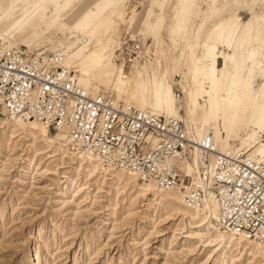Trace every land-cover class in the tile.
Returning a JSON list of instances; mask_svg holds the SVG:
<instances>
[{
    "label": "rangeland",
    "instance_id": "374dc122",
    "mask_svg": "<svg viewBox=\"0 0 264 264\" xmlns=\"http://www.w3.org/2000/svg\"><path fill=\"white\" fill-rule=\"evenodd\" d=\"M34 1L28 0L26 9ZM79 1L75 0V5ZM92 1L85 3L79 11ZM161 1L116 0L109 8L97 2V10L104 16L117 9L112 22L115 39L111 42L112 48L105 47L101 33L93 38L88 35L81 38L84 43L89 39L86 49L90 52L105 47L94 55L95 59L108 58L104 71L96 69L89 73V81L85 80L89 82L88 88L118 96V90L112 89V82L121 68L128 80H125V93L120 100L139 109L138 90L129 80L148 72L151 64L148 47L154 51L151 56L155 59L154 65H158V60L165 65L168 57L170 80L176 83L180 77L174 67L178 56L181 55L180 62H184L192 49L189 64L195 56L200 55L203 59L205 51L198 45L203 41V32L212 28L213 20L221 22L220 14L230 7L229 19H241L238 13L244 10L249 14L248 5L253 3V0H217L209 6L207 0H165L167 5L162 10ZM261 9L259 7L258 11ZM155 14L165 16V20L161 30L148 36L146 22ZM240 15L244 19L242 22L251 18L243 12ZM118 30L120 39L116 38ZM131 34L142 36L144 58L125 64L116 62L120 42ZM194 35L199 37L192 44L193 49L189 39ZM54 39L52 35L33 33L28 38L18 37V46L14 47L23 46L34 53L42 49L51 53L63 52L67 42ZM162 41L167 42L169 56L167 52L157 53L154 48ZM0 45L7 47L9 42H3L0 37ZM226 54L232 55V52ZM79 55L76 54L74 60L77 61ZM244 62L242 59L237 65L230 63L226 85L238 82ZM224 64V59H220L218 66ZM71 69L75 71L73 65ZM251 83L256 90L261 80L256 78ZM152 112L175 115L167 104ZM234 115L231 109H226L220 118L210 123L219 137L216 142L223 153L242 149V143H247L244 141L247 134L257 130L256 124L264 115V98L260 99L248 128L233 130L229 121L240 122ZM4 119L0 117V264H264L262 258L250 255L249 250L240 245L218 246L214 231L196 228L200 220L183 216L168 204L158 206L152 201V195L143 197L133 186L125 187L110 177H90L76 160L65 158L36 131L23 134L4 125ZM204 126L205 114L199 110L195 127L204 129L207 134L208 125ZM261 143L258 141L256 148ZM188 169L196 175L193 164Z\"/></svg>",
    "mask_w": 264,
    "mask_h": 264
},
{
    "label": "bare ground",
    "instance_id": "6f19581e",
    "mask_svg": "<svg viewBox=\"0 0 264 264\" xmlns=\"http://www.w3.org/2000/svg\"><path fill=\"white\" fill-rule=\"evenodd\" d=\"M88 1L80 0L75 5V0H35L33 5L26 9L28 0H18L14 3H11L12 0H0V37L3 38V42H9V45L4 48H14L18 43V37L28 38L33 33L52 35L61 42H67V45L63 47V53L65 54L63 65L67 68H72V65L75 67V71L79 74V76L77 75L79 84L83 88L92 94L100 93L88 88L89 82L87 81H89L90 72L93 73L96 69L104 71V68L108 66L106 65L107 57L95 59L94 55L107 46L113 48L111 42L115 39V36L112 22L116 16L117 9L104 16L103 13L98 12L96 4L100 1L103 6L109 8L114 5L116 0H93L80 12V8ZM216 2L217 0H207L209 6ZM159 5L163 10L166 8L167 1L162 0ZM259 7L262 8L260 11H258ZM248 9L251 18L247 22H242L238 17L229 19L232 7L227 11H222L219 17L221 22L216 23L218 19L213 20L212 28L203 32L201 36L203 41L198 45L200 49L203 48L205 51L204 58L202 59L200 55L195 56L191 64H189L192 49L187 54L185 63L183 61L180 62L182 56H178L174 67L176 74H179L180 77L176 83L170 80V60H168V57L165 65L162 60H158L157 66L154 65L153 61L155 59L151 58L154 51L147 46L148 57L151 60L148 72L146 74L139 73L136 78L129 80L132 83L131 85H134L138 90L141 103L139 109L143 111L151 109L154 111L167 104L169 111H172L175 115L163 112H149L166 118H179L178 116H180L186 122L189 132L194 135V140L205 135L204 129L201 130L195 127L198 111L202 110L205 114L204 127L208 125L207 134L213 137L216 152L223 153L219 150L216 142L219 137L210 123L214 119L220 118L222 113L226 112V109H231L235 114L234 116L240 119L237 124L230 120L231 128L233 130L248 128L254 114L258 110L260 99L264 98V0H253V3L248 5ZM164 20L165 16H160V14L150 17L146 22V34L148 36L155 35L158 30L162 29ZM100 33L104 43H106L105 47H98L93 52L88 51L86 48L89 39L84 43L81 38L85 35L93 38ZM118 34L119 30L116 38L120 39ZM57 35H60V37L57 38ZM131 35V37H139L144 50L142 36H139V34ZM198 37V35H194L189 39L191 45L195 44ZM57 44L59 45V42ZM166 44V41H162V43L154 47L157 53L167 52L166 55L169 56ZM77 51L80 55L76 61L74 57L78 54ZM227 51L232 52V55L226 54ZM220 59H224L225 64L223 67L218 66ZM242 59L245 62L242 65L240 79L234 84L226 85L230 63L237 65ZM259 60H262V62L259 63ZM258 65L260 66L258 67ZM256 78L261 80V85L254 90L251 82ZM125 80H128V77L125 76L123 69L118 68L117 77L112 82V89H117L119 95L107 92L101 93H107L112 95L117 101H121L120 97L125 93ZM82 81L84 82L83 84ZM175 87H178L177 89L182 94L179 100L175 98ZM249 90V97H247V91ZM222 92L225 95H222ZM200 98H202L204 104H201ZM2 123L17 131H22L23 134H27L29 131H36L50 147L57 148L62 152L65 158L76 160L82 169H86L90 177H98V175L106 179L110 177L125 187L133 186L143 197L152 195V201L156 202L158 206L168 204L183 216L200 220L196 228L214 231L216 233L215 242L218 246L240 245L241 248L249 250L250 255L264 260V245L248 240L242 234H235L222 228L218 205L215 201L205 202L203 208L200 209L189 207L184 201L182 192L159 193L152 184L140 183L133 173L114 168L113 166H105L91 154L70 151L69 141L62 131L50 134L45 124L31 119L28 121L4 119ZM256 129L254 133L247 134V138L244 139L247 143H242V149L236 148V150L264 158V115L256 124ZM258 141H262V143L256 148ZM253 150L254 153H250ZM192 164L198 176V149L194 152ZM188 168L189 165L186 168L187 173L192 176L194 183L198 184V177L191 174Z\"/></svg>",
    "mask_w": 264,
    "mask_h": 264
},
{
    "label": "built area",
    "instance_id": "2783aa9c",
    "mask_svg": "<svg viewBox=\"0 0 264 264\" xmlns=\"http://www.w3.org/2000/svg\"><path fill=\"white\" fill-rule=\"evenodd\" d=\"M138 36L123 37L116 60L144 58ZM63 52L0 46V117L35 120L65 133L70 151L136 175L159 193L182 192L187 206L215 201L222 228L264 245V158L217 153L213 137L194 140L182 118H166L83 88ZM175 98L182 94L175 89ZM260 138V136H259ZM198 149L199 183L186 168Z\"/></svg>",
    "mask_w": 264,
    "mask_h": 264
},
{
    "label": "crops",
    "instance_id": "0c3cea01",
    "mask_svg": "<svg viewBox=\"0 0 264 264\" xmlns=\"http://www.w3.org/2000/svg\"><path fill=\"white\" fill-rule=\"evenodd\" d=\"M241 12L245 13L246 15H249V14H248L246 11H244V10L241 11ZM241 12H239L238 14H239L240 18L244 21V19H243V18L241 17V15H240ZM220 63H222V61H220Z\"/></svg>",
    "mask_w": 264,
    "mask_h": 264
}]
</instances>
